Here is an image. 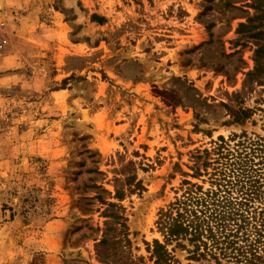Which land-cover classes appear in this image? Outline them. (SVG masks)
I'll return each instance as SVG.
<instances>
[{"label": "rangeland", "instance_id": "obj_1", "mask_svg": "<svg viewBox=\"0 0 264 264\" xmlns=\"http://www.w3.org/2000/svg\"><path fill=\"white\" fill-rule=\"evenodd\" d=\"M1 23L6 264H112L96 254L109 202L125 209L130 258L155 264L159 211L185 182L218 188L225 163L250 152L240 141L261 145L246 167L264 191V0H0ZM131 174L142 190L118 201ZM52 221L47 251L26 243ZM182 243L166 245L179 264H217Z\"/></svg>", "mask_w": 264, "mask_h": 264}, {"label": "trees", "instance_id": "obj_2", "mask_svg": "<svg viewBox=\"0 0 264 264\" xmlns=\"http://www.w3.org/2000/svg\"><path fill=\"white\" fill-rule=\"evenodd\" d=\"M257 72L253 70L249 75ZM249 113L250 110L241 109L234 120L241 121ZM218 141L215 150L222 154V149H227L229 145L222 137ZM244 144V141L238 142L242 148L248 145L250 152L245 153L240 161L238 159L239 162L225 163L228 169L218 172L219 175L222 173V177L215 180L218 188L202 191L200 186L185 182L187 187L180 197L159 211L156 224L164 244L153 241L155 264H179L167 251L166 245L175 242V247L185 248L183 241L191 246V250H186L192 258L209 256L217 264H220V259L228 264H264V209L255 211L249 206L254 196L264 202V191H259L261 175L256 174L253 165L246 167V163L253 161V156L257 154L258 145H261L256 143V147L252 148L255 143ZM232 187L237 188L236 197L231 195ZM140 190V181L131 174L119 180L114 198L121 201L125 191L132 193ZM106 205L103 216L107 220L96 244L97 256L112 264H137L127 251L129 239L124 207L111 202Z\"/></svg>", "mask_w": 264, "mask_h": 264}, {"label": "clouds", "instance_id": "obj_3", "mask_svg": "<svg viewBox=\"0 0 264 264\" xmlns=\"http://www.w3.org/2000/svg\"><path fill=\"white\" fill-rule=\"evenodd\" d=\"M11 66V60H9L8 65ZM7 83V81H5ZM43 223V222H41ZM58 221H52L51 223L44 224V231L42 233H38V235L42 236V239L39 241H36L35 238H30L29 241L26 243H37L38 247L35 249L38 252H45L47 251L46 245L49 244L50 241H53L55 239V232L58 228ZM7 228V226H5ZM5 228H0V264H6L3 248H4V242L7 239V232L5 231ZM22 251V250H21ZM9 259H12V254L8 253Z\"/></svg>", "mask_w": 264, "mask_h": 264}, {"label": "built area", "instance_id": "obj_4", "mask_svg": "<svg viewBox=\"0 0 264 264\" xmlns=\"http://www.w3.org/2000/svg\"><path fill=\"white\" fill-rule=\"evenodd\" d=\"M2 26V23L0 24ZM6 46V39L0 35V50Z\"/></svg>", "mask_w": 264, "mask_h": 264}]
</instances>
